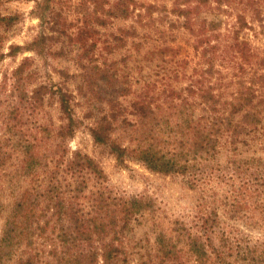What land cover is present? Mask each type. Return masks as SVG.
Masks as SVG:
<instances>
[{
    "label": "rangeland",
    "instance_id": "obj_1",
    "mask_svg": "<svg viewBox=\"0 0 264 264\" xmlns=\"http://www.w3.org/2000/svg\"><path fill=\"white\" fill-rule=\"evenodd\" d=\"M37 1L0 0V16L15 17L11 25L0 22V239L26 191L34 194L45 186L49 190L53 178L68 186V196L78 197L68 198L70 214L64 216L41 197L43 209L33 220L32 244L24 239L2 264H20L29 257L34 264H74L72 254L82 249L109 251L115 255L112 264H163L165 245L174 246L178 264H197L188 244L190 233L206 243L213 238L224 250L222 262L214 255L208 264H264L263 197L256 200L248 188L252 197L240 195L234 210L236 189L242 184L239 177L213 182L203 191L182 176L152 171L137 160L120 163L110 146L96 143L91 134L103 116L115 115L111 137L133 147L134 127L140 120L134 102L145 95L155 109L162 105L169 112L171 102H180L177 96L186 95L191 83L199 85L207 65L201 45L207 42L201 40L212 33L210 43L222 41L215 67L224 81L231 78L230 71L239 72V65L246 69L243 81L254 69L264 73V0H221L222 8L216 0L200 7L197 0H50L38 9L40 14ZM191 6L195 11L189 15L195 20L187 21L180 11ZM213 14L222 18V25L215 32H202L203 18ZM238 15L248 23L242 30L237 27ZM236 41L242 51L236 47L225 52L224 45ZM219 54L235 67H221ZM58 86L71 93L75 119L81 121L73 135L64 137L59 131L68 118L60 108ZM238 87L230 86L227 96ZM172 89L176 94L169 96ZM258 141L264 142H254ZM263 146L256 143L248 150L243 146L241 155L264 157ZM75 150L92 157L105 173L104 180L90 175L80 192L68 190L75 184L66 163ZM228 154L223 151L219 157L224 160ZM249 169L246 176L254 171ZM101 193L136 198L143 206L124 224L118 219L124 215L120 202L110 200V209L104 207ZM80 205L90 216L102 213L104 230L100 234L94 230L90 238L74 231L80 239L65 245L62 229L71 233L70 220L81 217V211L73 214ZM100 206L104 209L98 210ZM206 217L212 238L202 229Z\"/></svg>",
    "mask_w": 264,
    "mask_h": 264
},
{
    "label": "trees",
    "instance_id": "obj_2",
    "mask_svg": "<svg viewBox=\"0 0 264 264\" xmlns=\"http://www.w3.org/2000/svg\"><path fill=\"white\" fill-rule=\"evenodd\" d=\"M49 2L50 0H38L36 4L37 14H40L38 9H43ZM211 2V0H197L198 7L201 5L209 6L212 4ZM220 2L221 0H216L218 7L222 8ZM194 9L195 7L191 6L187 9H181L180 12L186 17L187 21L195 20L194 17L189 15V13L195 11ZM14 19V16H0V22H5L8 25H11ZM247 24L246 18L241 15L237 16L238 30L244 29L248 26ZM221 25L222 18L218 14H213L211 17L203 18L201 31L207 32L210 30L215 32ZM190 28L192 29L193 25ZM238 30L235 38H238ZM213 35L215 33L207 35L201 40V42L204 40L207 42V45L201 43L204 46L202 56L207 65L201 70V80H198L199 85L191 83L186 88V95L180 94L177 96L180 102H171L169 112L163 111L161 109L163 108L162 105L155 109L153 102L147 100L145 95H141L134 102L133 106L140 120L134 127L136 136L133 147L122 145L117 139L111 137L115 129V115L111 118L106 115L103 116L97 121L96 126L91 128V134L96 143L109 145L120 163L123 164L128 158L137 160L152 171L182 176L192 187H200L203 191L206 187L211 188L213 182L222 180H232L234 182L239 177L242 184L236 189L238 195L232 203L233 209L238 208L240 195L246 197L250 191L248 188L251 187L253 189L251 193L255 195L256 200L263 197L264 206V157L241 155L243 146H246V150H248L253 149L256 143L264 145V142L261 141L254 142L255 140H264V89H262L264 87V73H259L258 69H254L249 80L243 81L241 75L246 69L243 65H239V72L230 71L231 78L224 81L221 69L215 67L218 58L216 53H218L222 41L216 44L210 43ZM224 46L225 52L234 50L236 47L238 51H242V45L238 41L235 43L228 42ZM219 56L221 67L226 66V64L227 68L235 67L231 62H225L226 57L224 54H219ZM215 75L216 77L212 81L211 78ZM236 84H239V87L234 89L228 97L227 93L230 92V86ZM55 90H57L59 97L60 108L68 118L67 125L62 126L59 134L62 137L73 135L80 126L81 121L75 119L72 95L60 86L56 87ZM172 90L169 96L176 94V91ZM197 106L200 107L198 113L196 112ZM223 151H230V154L224 160H221L219 156ZM66 165L72 177H74L75 184L74 187L68 189L69 191H82L85 184L88 183L90 175H94L97 180L105 179V173L100 165L92 157L79 150L73 151L72 157ZM249 168H254V171L250 173V176H246L245 172L250 170ZM50 182L51 187L49 190L45 186L44 189L37 190V193L34 191V194L26 191L16 203L5 223L0 239V264L13 255L14 247L21 245L24 239L27 240V245L32 244L36 229L34 227V221L36 222L34 217L39 210L43 209L42 202H39L41 197H44L47 207L56 208L61 216L70 214V208L66 206L69 204H66V201L69 197L75 199L78 195L68 196V186L64 185L61 180L52 178ZM252 194H249L248 197H252ZM100 196L101 202L99 199L93 200L105 203L104 207L109 209L111 206L110 200L120 202L121 212L124 215L118 217V219L123 220L124 224H127L130 218L139 212L143 206L142 200L136 198L122 200L111 195L106 196L103 193ZM104 207L100 206L98 210H103ZM76 208L75 206L72 207L73 210ZM84 209L80 205V208L73 213L76 214L81 211V217L77 216L74 220H70L71 233H68L66 228L63 227L62 237L65 245L70 240L76 244L80 239L77 235H73L74 231H77L80 236L84 233L86 238H90L91 232L94 230H99V234L104 230L105 224L101 221L102 213L98 214L100 216L93 217L90 216L92 213ZM56 211L53 213L55 214ZM214 215L218 220V214L215 212ZM209 221L210 217L203 218L202 229L205 235L212 238L209 235L212 230V225L208 224ZM73 222L75 223V229L71 226ZM85 222H87V225H83ZM112 222H115V220H112ZM188 238L190 250L196 256L197 264H208L214 255L219 260L218 262L224 260V250L216 244L214 245L213 238L207 243L202 241L201 236L197 234L190 233ZM162 242L164 241L160 239L161 248L164 246ZM223 242L228 243L226 239ZM225 245L223 244V247ZM173 247V245H169L168 248L165 245L161 249L162 259H164L163 264H178L176 260L179 255ZM114 256L109 251L89 252L82 249L72 254V262L74 264H112ZM166 256L170 258V261L165 258ZM20 264H34L33 258H23L20 260ZM223 264L226 263L223 262Z\"/></svg>",
    "mask_w": 264,
    "mask_h": 264
}]
</instances>
